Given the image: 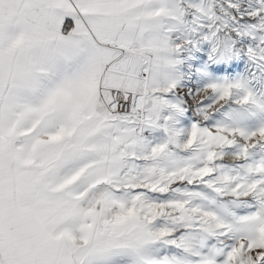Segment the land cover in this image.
Wrapping results in <instances>:
<instances>
[{"label":"snow or ice","instance_id":"obj_1","mask_svg":"<svg viewBox=\"0 0 264 264\" xmlns=\"http://www.w3.org/2000/svg\"><path fill=\"white\" fill-rule=\"evenodd\" d=\"M0 264H264V0H0Z\"/></svg>","mask_w":264,"mask_h":264}]
</instances>
